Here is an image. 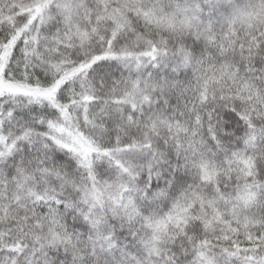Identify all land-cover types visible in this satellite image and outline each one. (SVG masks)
Here are the masks:
<instances>
[{"label":"snow or ice","instance_id":"6c2138e0","mask_svg":"<svg viewBox=\"0 0 264 264\" xmlns=\"http://www.w3.org/2000/svg\"><path fill=\"white\" fill-rule=\"evenodd\" d=\"M0 264H264V0H0Z\"/></svg>","mask_w":264,"mask_h":264}]
</instances>
